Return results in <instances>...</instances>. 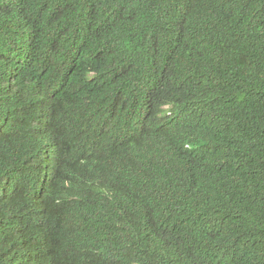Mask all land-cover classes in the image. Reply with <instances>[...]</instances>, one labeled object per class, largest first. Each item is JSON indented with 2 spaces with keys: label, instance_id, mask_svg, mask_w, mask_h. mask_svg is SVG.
Masks as SVG:
<instances>
[{
  "label": "trees",
  "instance_id": "16d2710c",
  "mask_svg": "<svg viewBox=\"0 0 264 264\" xmlns=\"http://www.w3.org/2000/svg\"><path fill=\"white\" fill-rule=\"evenodd\" d=\"M0 264H264V0H0Z\"/></svg>",
  "mask_w": 264,
  "mask_h": 264
}]
</instances>
